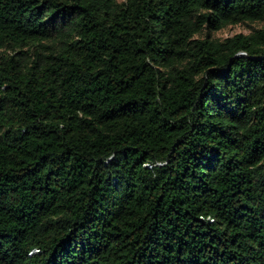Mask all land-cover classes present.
Masks as SVG:
<instances>
[{
  "label": "trees",
  "instance_id": "obj_1",
  "mask_svg": "<svg viewBox=\"0 0 264 264\" xmlns=\"http://www.w3.org/2000/svg\"><path fill=\"white\" fill-rule=\"evenodd\" d=\"M0 264H264V0H0Z\"/></svg>",
  "mask_w": 264,
  "mask_h": 264
},
{
  "label": "rangeland",
  "instance_id": "obj_2",
  "mask_svg": "<svg viewBox=\"0 0 264 264\" xmlns=\"http://www.w3.org/2000/svg\"><path fill=\"white\" fill-rule=\"evenodd\" d=\"M250 31V28L248 25L246 24H237V25H233V26H230L229 28L227 29H224L220 32H218V35L219 36H229V35H233L237 32H249Z\"/></svg>",
  "mask_w": 264,
  "mask_h": 264
}]
</instances>
